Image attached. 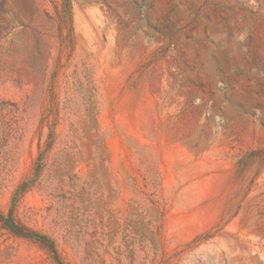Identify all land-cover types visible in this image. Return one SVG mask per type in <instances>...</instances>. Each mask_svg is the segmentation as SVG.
Returning a JSON list of instances; mask_svg holds the SVG:
<instances>
[{"label":"rangeland","instance_id":"374dc122","mask_svg":"<svg viewBox=\"0 0 264 264\" xmlns=\"http://www.w3.org/2000/svg\"><path fill=\"white\" fill-rule=\"evenodd\" d=\"M0 264H264V0H0Z\"/></svg>","mask_w":264,"mask_h":264}]
</instances>
